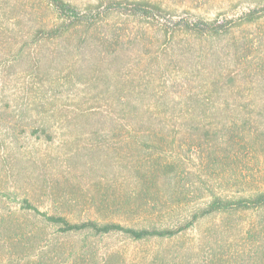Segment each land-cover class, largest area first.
Listing matches in <instances>:
<instances>
[{
    "label": "rangeland",
    "instance_id": "rangeland-1",
    "mask_svg": "<svg viewBox=\"0 0 264 264\" xmlns=\"http://www.w3.org/2000/svg\"><path fill=\"white\" fill-rule=\"evenodd\" d=\"M69 1L84 9L102 0ZM151 1L167 11L161 24L116 14L93 31L92 44L87 47L76 48L72 38L27 47L20 53L22 42L32 38L35 27L52 21V16L34 0H0V214L21 216V202L29 199L43 212L69 215L73 220L108 216L107 219L133 224L151 215L148 211L132 216L129 213L148 201L149 207L156 209L151 213L160 217L159 223L172 225L174 205L168 209L162 205L163 201L170 204V191H158L145 178L142 184L136 183L132 167L138 156H144V162L152 160L158 167L174 165V156L181 158L179 190L188 192L191 198L182 210L190 209L208 194L200 179V170L206 169V163L201 164L200 151L189 147L190 141L174 150V146H167L169 136L150 131L151 144L167 148H159L158 154L150 158V151L132 144L123 119L114 122L110 116L118 109L123 115L129 101L143 109L157 104L159 115H169L174 109L184 108L183 101H193L197 95L205 98V84L216 57L221 67L229 70L264 65L263 19L249 25L235 22L229 35L208 41L184 31L174 36L170 30L165 36L163 26L167 23L174 27L179 20H236L263 7L264 0ZM178 42L177 50L181 45L190 48L186 55L188 67L182 71L176 69L174 61V45ZM206 53L215 56L207 60ZM115 57L120 59L114 62ZM130 77L138 83V91L133 93L128 87ZM235 94H229L230 99L254 97ZM251 127L264 131L258 116L254 123L240 124L237 129L248 131ZM243 162L242 171L254 175L249 178L251 182L264 179V154L249 155ZM229 174L235 182L238 174ZM138 187L142 196L133 199L136 204L132 208L123 207L125 214H114L116 208L107 207L114 199H128L126 193ZM254 221H264V213L217 216L171 240L135 243L118 235L90 239L82 256L85 260L80 258L76 264H256L251 255L256 247L246 238V229ZM7 229L6 224L0 229V264H16V256L23 251L28 255L27 264H53L51 257L67 261L82 241L81 237L54 241L47 238V247L46 236L39 235L25 240L16 237L9 242ZM221 255L227 261H219Z\"/></svg>",
    "mask_w": 264,
    "mask_h": 264
},
{
    "label": "trees",
    "instance_id": "trees-1",
    "mask_svg": "<svg viewBox=\"0 0 264 264\" xmlns=\"http://www.w3.org/2000/svg\"><path fill=\"white\" fill-rule=\"evenodd\" d=\"M34 2L43 6L53 20L45 25L35 27L32 38L22 42L20 53L25 52L27 47L36 48L44 46L46 43L72 38L76 48L87 47L92 44L90 36L93 31L105 23L109 17L116 14L133 17L141 21L145 20L152 25L161 24V19L165 18L167 14V11L160 4L151 0H102L97 4H90L84 9L69 0H34ZM262 19L264 20V6L249 11L236 20L214 19L209 21L199 19L194 23L179 20L174 22V27H170L167 23H163V26H165V36L169 34L170 30L173 31L174 36L184 31V33L192 35L198 40L208 41L229 35L235 22L249 25ZM78 31L82 32L80 36L75 35ZM180 43L174 45V61L178 71L188 67L186 55L187 51L190 52L187 45L186 47L181 45L177 50ZM209 55L211 56L207 57ZM214 56L215 53H206L207 60L213 59ZM119 59L120 57H115L113 61L117 62ZM214 62L212 75L207 78L205 84L207 92L205 98H200L197 95L198 97L193 101H183L184 108L174 109V113L169 115L168 113L159 115L160 113L156 111L157 104L154 105L155 109L153 103L143 109L138 107L135 101H129L123 108V115H120L121 110L118 109L110 116L114 122L123 119L128 133L131 135L132 144L140 149L146 148L150 151V158L161 148L152 145L149 141L150 131H159L162 136H169L171 139L167 146H174V150L181 147L183 142L190 141L189 147H194L200 151L201 164L202 162L206 163V166L202 164L206 169L200 170L202 189L207 190L208 193L203 201L195 203L186 211L181 209L191 198L188 192L179 190L180 181L177 172L181 162L180 157L174 156V165L169 163L158 167L152 163V160L145 159L146 162H144L145 157L138 156L134 162L135 165L132 167L133 176H136L135 178L138 180L136 183L142 184V178H145L155 185L158 191L160 189H163L164 192L170 191V204L163 201L162 205L166 209L174 205V222L172 225H161L159 223L161 222L160 217L151 213L155 212L156 209L149 207L148 201L134 206L136 210H130L129 213L132 216L148 211L151 215L146 214V216L150 217L145 216V220L140 221L141 223L124 224L107 219L108 216L73 220L69 215L43 212L29 199H24L21 202V216L17 213L0 214V229L6 224L9 242H13L16 237L25 240L31 236L45 235L44 239H46V246L48 247L47 238L54 241L62 238L81 237V246L71 251L68 262L60 260L61 263L56 261V257H51L53 264H76L80 258L85 260L82 256L90 239L100 240L118 235L135 243L149 240H171L187 234L195 229L198 224L217 216L231 217L248 213L262 215L264 213V179H253L251 182L249 178H254V175H246L242 171L241 164L245 163L243 161L249 155L256 157L264 154V131L260 133L256 127H251L252 129L248 131L238 130L237 127L240 124L254 123L256 116L260 118L264 126L262 121L264 118V65L260 64L256 69L237 66L236 69L229 70L221 67V62L217 57ZM35 64L37 65V62ZM206 66L211 68L210 64ZM118 69L117 72L120 73L122 68L119 67ZM135 80L130 77V83L127 81L131 93L138 91L136 88L138 83L136 84ZM235 93L254 97L242 101L230 99L229 94ZM193 108L196 111L193 112ZM208 109L211 110L208 114L197 112H207ZM165 149L167 148H161L162 151ZM146 163H149L148 167L144 166ZM230 170L234 174H238L235 182H232L233 180L230 178ZM237 183L243 189L238 188ZM236 187L237 190H235ZM139 189L138 187L133 192L126 193L129 198L124 199V201L114 199L115 201L107 203V207L116 208L114 214L122 212L125 214L127 211H124L123 207L132 208L131 206L136 204L133 199L139 200L141 198L142 194L139 193ZM229 192H232L233 195H229ZM152 193L157 194L155 191ZM155 196L157 197V195ZM30 218L36 221L30 220ZM7 221L12 227H9ZM246 238L253 247H256L251 253L257 260L256 264H264V221L251 222L249 228L246 229ZM56 250L61 253V248L57 247ZM64 254L66 255L65 251L61 255L62 258ZM27 256L24 251L19 253L15 263L27 264ZM240 257L245 258L247 256L241 255ZM225 258V255H221L219 261H227Z\"/></svg>",
    "mask_w": 264,
    "mask_h": 264
}]
</instances>
